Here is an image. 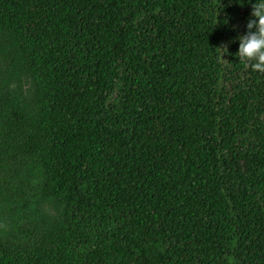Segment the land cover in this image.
<instances>
[{"label":"trees","instance_id":"obj_1","mask_svg":"<svg viewBox=\"0 0 264 264\" xmlns=\"http://www.w3.org/2000/svg\"><path fill=\"white\" fill-rule=\"evenodd\" d=\"M254 3L0 0V264H264Z\"/></svg>","mask_w":264,"mask_h":264},{"label":"clouds","instance_id":"obj_2","mask_svg":"<svg viewBox=\"0 0 264 264\" xmlns=\"http://www.w3.org/2000/svg\"><path fill=\"white\" fill-rule=\"evenodd\" d=\"M251 17L246 25L247 33L238 37L236 56L246 69L264 74V0L252 4Z\"/></svg>","mask_w":264,"mask_h":264},{"label":"rangeland","instance_id":"obj_3","mask_svg":"<svg viewBox=\"0 0 264 264\" xmlns=\"http://www.w3.org/2000/svg\"><path fill=\"white\" fill-rule=\"evenodd\" d=\"M51 207L46 204L27 207L25 210L15 211V220L18 222L21 219H33L42 215L52 214Z\"/></svg>","mask_w":264,"mask_h":264}]
</instances>
